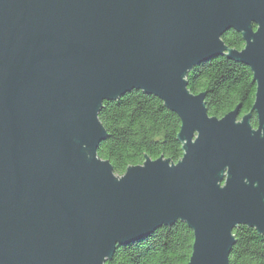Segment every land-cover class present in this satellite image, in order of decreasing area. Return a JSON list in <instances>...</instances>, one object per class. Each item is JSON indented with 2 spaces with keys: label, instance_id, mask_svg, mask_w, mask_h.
I'll return each instance as SVG.
<instances>
[{
  "label": "water",
  "instance_id": "1",
  "mask_svg": "<svg viewBox=\"0 0 264 264\" xmlns=\"http://www.w3.org/2000/svg\"><path fill=\"white\" fill-rule=\"evenodd\" d=\"M219 55L252 73L241 117L188 89ZM131 90L177 114L181 157L119 175L98 113ZM177 221L186 264H229L238 226L264 235V0H0V264H105Z\"/></svg>",
  "mask_w": 264,
  "mask_h": 264
},
{
  "label": "trees",
  "instance_id": "2",
  "mask_svg": "<svg viewBox=\"0 0 264 264\" xmlns=\"http://www.w3.org/2000/svg\"><path fill=\"white\" fill-rule=\"evenodd\" d=\"M221 39L231 48L243 47L240 34L233 30L223 33ZM187 80L191 92H206L204 101L210 116L221 117L240 105L238 117H241L254 100L250 69L223 55L193 67ZM98 119L107 137L99 142L97 154L109 160L116 174H123L128 166L141 164L145 155L151 159L163 155L173 162L181 157L176 140L180 120L154 95L131 90L116 100L103 101ZM250 122L256 126L255 116ZM232 232L235 243L229 264H264V235L244 225ZM192 242V231L184 222L177 221L118 247L105 264H186Z\"/></svg>",
  "mask_w": 264,
  "mask_h": 264
},
{
  "label": "flooded vegetation",
  "instance_id": "3",
  "mask_svg": "<svg viewBox=\"0 0 264 264\" xmlns=\"http://www.w3.org/2000/svg\"><path fill=\"white\" fill-rule=\"evenodd\" d=\"M254 116V115H253Z\"/></svg>",
  "mask_w": 264,
  "mask_h": 264
}]
</instances>
